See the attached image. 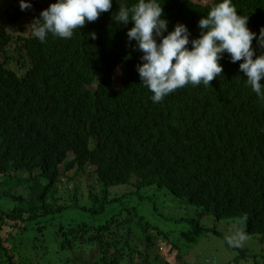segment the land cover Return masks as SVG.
<instances>
[{
  "label": "trees",
  "instance_id": "trees-1",
  "mask_svg": "<svg viewBox=\"0 0 264 264\" xmlns=\"http://www.w3.org/2000/svg\"><path fill=\"white\" fill-rule=\"evenodd\" d=\"M52 2L32 0L22 11L19 0H0V264H74L76 252L88 264H134L137 254L158 264L166 247L155 236H172L174 226L202 231L192 212L239 220L235 231L264 244V101L246 86L242 61L225 53L211 84H189L153 103L137 71L142 53L127 37L134 22L112 19L117 0L71 39L49 34L41 42L31 27L11 32L12 25L24 31ZM216 2L165 0L168 30L183 22L198 37L199 19ZM233 2L259 33L264 0ZM128 183L122 194L110 192ZM143 190L177 207L170 216L157 198L151 204L170 231L135 207L112 210ZM228 235H221L228 248L241 250Z\"/></svg>",
  "mask_w": 264,
  "mask_h": 264
},
{
  "label": "clouds",
  "instance_id": "clouds-1",
  "mask_svg": "<svg viewBox=\"0 0 264 264\" xmlns=\"http://www.w3.org/2000/svg\"><path fill=\"white\" fill-rule=\"evenodd\" d=\"M119 8L112 14L116 25L126 27L130 44L142 53L137 64L141 83L152 93L153 103L186 85H209L223 73L220 62L225 53L239 64L246 86L264 101V27L259 33L249 27L248 15L240 14L233 0H218L198 21L200 35L193 38L188 25L178 22L169 31L165 0H117ZM113 0H54L42 10L29 27L32 34L45 42L49 34L71 39L76 30L96 21L112 9ZM22 11L33 7L32 0H19ZM167 33V34H165ZM93 39L96 32L89 33ZM256 46H253V41ZM191 45V46H189ZM259 50V54H257ZM229 245L243 246L247 235L237 230L226 237Z\"/></svg>",
  "mask_w": 264,
  "mask_h": 264
},
{
  "label": "rangeland",
  "instance_id": "rangeland-1",
  "mask_svg": "<svg viewBox=\"0 0 264 264\" xmlns=\"http://www.w3.org/2000/svg\"><path fill=\"white\" fill-rule=\"evenodd\" d=\"M25 30L22 31L20 26H11L10 30L12 33H29V24L24 25ZM16 64H13L14 67ZM120 76V70L116 72V82ZM132 187L130 183L123 184L116 187H111V193H117L120 190V194L124 191L123 189ZM117 190V191H116ZM151 194H148L147 191H142L140 195L135 192L132 195H126L123 199V203L115 202L112 204V210H120L123 206H131L135 207L138 211V214L143 216L144 220L150 221L152 224L156 226H160V228L170 231L171 227H169L168 223H161L159 219L160 213L157 212L151 204L153 200H158L160 205V212H164L170 216L177 214V207H174L171 203V198L169 197V201L167 204L163 203L164 199H160L157 195L154 199L150 198ZM196 221V225L202 228L197 230V227H192V230L189 229V226H184L183 228L173 227V235L163 237L162 235L155 236V240L158 244L163 245L161 251L158 253L161 255L162 260L158 264H213V261H217L218 264H229L231 261H234L236 258L240 262V264H264V244L261 242L259 237H251L247 236V240L241 246V250L230 249L226 244V240L221 235L233 234L236 232L235 230L238 228L239 220L227 219L222 221H215L213 216L207 215L206 213L200 214L192 212ZM138 217V216H137ZM139 218V217H138ZM216 227L218 233L207 232L206 228ZM205 227V229H203ZM10 230L12 233H17V230L11 227H7L6 233ZM174 241L178 244L175 245ZM175 245L176 249H170L169 246ZM158 250V248H157ZM144 251V250H140ZM154 253L156 249L153 250ZM246 252V256L243 254ZM17 252V251H16ZM180 253V257L178 254ZM98 254L94 253L92 256V260L95 261L94 256ZM86 255L80 253H73L71 257L74 264H88V260L86 261ZM127 259V258H126ZM122 262L123 264H130L129 261ZM142 260V261H141ZM151 261L152 264H157V261L153 263V260L148 254H141L135 256L134 264H147V262ZM92 263V262H91ZM28 264H35V261H31ZM54 264V263H50Z\"/></svg>",
  "mask_w": 264,
  "mask_h": 264
}]
</instances>
